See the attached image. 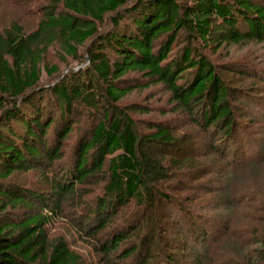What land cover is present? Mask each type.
<instances>
[{"label": "trees", "instance_id": "16d2710c", "mask_svg": "<svg viewBox=\"0 0 264 264\" xmlns=\"http://www.w3.org/2000/svg\"><path fill=\"white\" fill-rule=\"evenodd\" d=\"M41 9L35 29L28 31L13 20L0 32V264H90L71 249L67 238L48 235V223L67 212L66 206L70 211L65 217L76 218V230L93 240L102 263L111 264L115 254L119 261L133 258L144 264L148 256L143 259L140 250L149 252L156 240L164 242V255L156 263L161 258L164 264L178 263L175 247L162 235L166 230L161 213L149 216L160 207V196L177 206L170 208V214L182 213L178 222L186 247L191 246L190 236L196 243L206 238L207 226L195 204L187 208L182 202L173 204L172 196L156 186L172 177L165 146L178 141L161 124L138 135L133 119L115 103L136 86L124 83L126 74L142 73L147 85L161 82L169 88L177 108L201 130L212 131L222 148L230 146L229 154L241 155L244 164L239 169L230 168L232 162L225 159L224 168L234 174L233 179L246 168L263 165L264 149L253 135L257 129L243 134L250 126L236 119L230 88L203 48L216 52L226 45L264 42V2L48 0ZM107 15L113 27L100 32ZM89 42L91 62L82 88L69 89L65 77L42 87L43 69L49 76L58 73L56 65L44 63L51 46L59 44L62 55L77 58ZM103 93L111 102L108 109L99 106ZM46 95L56 100L58 121L52 116L56 109L49 106L45 114L41 107ZM76 99L100 118L76 137L68 151ZM29 170L42 173L44 185L25 187L14 181L16 172ZM97 174L105 176L99 189L81 188ZM131 201L140 205L141 220L126 232L121 226L107 237L103 231L108 223ZM10 207H23L25 212L19 218L2 215ZM193 212L202 226L191 220ZM147 225L150 232L143 234L140 244L129 241Z\"/></svg>", "mask_w": 264, "mask_h": 264}, {"label": "rangeland", "instance_id": "374dc122", "mask_svg": "<svg viewBox=\"0 0 264 264\" xmlns=\"http://www.w3.org/2000/svg\"><path fill=\"white\" fill-rule=\"evenodd\" d=\"M47 1L0 0V32L13 20H17L28 31L35 29L37 22L41 19L39 15L42 12L41 7ZM261 1L264 2V0ZM110 19L107 15L104 23L100 24V32H106L113 27ZM90 44L91 42L79 49L77 58L62 55L59 44L51 46L44 58V63L56 65L58 73L49 76L43 69L42 87L47 89L65 77L69 89L75 86L82 88L83 82L86 81V70L91 62L88 55ZM203 52L215 62L224 83L230 88L229 102L234 106L236 119L250 126L243 134L249 135L250 130L257 129L253 134L256 136L255 143L263 150L264 42L226 45L216 52L204 47ZM125 77L129 81L124 82L127 86H136L115 104L133 119L138 135L150 133L153 124H161L168 128L171 136L178 141L174 146H165V163L168 169H171L172 177L167 181L157 183V189L172 196L175 201L173 204L182 202L184 203L182 207L185 208L195 204V211L200 213L204 225L207 226L203 230L207 233L205 240L196 243V238L190 236L191 246L186 247L182 239L183 234L180 232L181 223L178 222L182 213L176 211L170 214L168 212L170 208L177 210V206L165 202L158 196L160 207L158 205L159 208L149 216L161 213L160 219L166 230L162 232V235L165 240L171 241L175 247L173 251L177 257L176 260L179 259L178 263L174 264H264V164L257 165V168L245 167L246 169L233 179L234 174L224 168L227 164L225 159L227 162H232L231 165L228 164L230 168L239 169L244 164L240 159L241 155H235L234 151L229 154L230 146L226 145L222 148L221 143L211 136L212 131L211 133L205 132L195 125L185 111L177 108V104L172 100V92L163 83L147 85L148 79L142 73L136 72H129ZM52 98L54 99L51 95H46L41 107L46 111L45 114L49 106H51L50 109H56L52 116L58 121L59 111H57L56 100ZM99 106L102 109H108V106H111V102L107 100L104 93L99 100ZM73 107L76 111L72 119L75 131L72 132L70 138L66 139L67 144L70 145L66 148L68 151L71 144L77 141L76 137L80 133L89 131L93 122L100 118V115H91L78 99L73 103ZM159 148L161 149L162 146ZM233 155L236 159L232 158ZM262 158L263 156L256 157L258 161ZM256 159L250 158V161L255 162L253 160ZM14 178L17 184L25 187L38 183L44 185L42 173L38 170L16 172ZM104 180L105 176L97 174L81 188L95 190L96 187L99 189ZM98 181L100 184L97 183ZM238 198H240L239 201ZM130 203L108 223L107 229L103 231L107 237L112 230H118L122 226L126 232L131 227V223L134 224L141 220L140 205L134 201ZM12 209L10 207L2 215L9 213L8 216L19 218L25 212L23 207ZM65 209L69 213L70 207L66 206ZM67 212L58 214L48 223V235L67 238L71 249L81 253L87 263L106 264V262H101L102 258L96 252L93 240H89V237L84 235L85 233L79 234L76 230V218L65 217ZM194 215V212L191 213V220L197 221L199 226H202L200 223L202 221L196 220ZM185 224L184 222L183 231L187 230ZM148 225L140 231H135L129 241L140 244L141 237L150 232ZM129 241L124 243L122 248H126ZM157 241L152 243L147 253L144 252V248H141L140 253H143V259L148 256L144 264H164L162 262L164 258L156 263L158 257L164 255L161 251V248L164 250V242ZM191 247L193 249H190ZM116 256L114 254L110 258L111 264L142 263L141 260L137 261L133 258L129 261L128 259L119 261Z\"/></svg>", "mask_w": 264, "mask_h": 264}]
</instances>
